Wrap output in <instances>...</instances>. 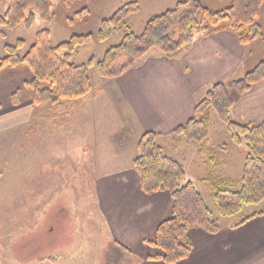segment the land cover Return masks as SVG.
Returning a JSON list of instances; mask_svg holds the SVG:
<instances>
[{
    "label": "rangeland",
    "instance_id": "374dc122",
    "mask_svg": "<svg viewBox=\"0 0 264 264\" xmlns=\"http://www.w3.org/2000/svg\"><path fill=\"white\" fill-rule=\"evenodd\" d=\"M178 1L72 0L70 7L57 2L55 20L51 24L35 20L31 29L21 26L16 30L0 25V61L8 55L6 46H14L18 40L26 41L21 54L26 53L36 33L42 29L51 31L55 46L69 41L73 35L98 33L103 21L113 18L127 4L136 2L139 12L122 21L119 33H113L105 43L81 47L72 59L77 65H87L91 59L98 62L110 48L122 42L127 30L140 35L153 16L174 8ZM201 1L213 10H221L231 0ZM5 10V2H0V17L4 16ZM260 24L262 38L243 50L236 46L226 48L219 38H215L218 40H207L205 49L196 47L187 62L186 58L169 61L161 52L152 51L134 68L112 80L101 78L93 67L89 74L96 98L66 103L55 111L49 107L47 94H42L44 102L36 103L37 89L26 86L33 78L27 68L2 72L0 118L11 114L17 106L22 107L20 114H28L25 118L17 115V119L21 118V126L0 132V264H138L143 256L159 253V250L143 245L141 237L154 238L157 226L171 217L173 201L169 195L168 216L160 220L159 214L158 218L152 216L139 227H128L126 223L128 245L119 244L109 229L108 217L120 220L121 224L130 219L127 204L131 203L134 179H138L133 166L137 142L147 132H160L166 152L171 155V139L178 128L173 130V126L185 120L179 115L181 98L175 99L170 91H166L174 90V83L170 82L174 77L171 71L186 64L205 71L207 92L217 84L241 80L264 60V6ZM201 37L205 35L200 34L197 43ZM238 51H241L239 54L243 51L244 61L236 53ZM126 62L121 59L116 64ZM182 88L184 93L189 92L185 86L178 90ZM201 88L198 84L189 87L195 93ZM29 105L32 107H27ZM33 107L40 112L37 114ZM190 115L192 118L193 114ZM213 119V125L218 124L214 131L224 133L217 143L236 147L229 140L227 127L216 117ZM9 120L7 122H15ZM192 151L193 154L188 151L185 156L188 161L194 159L193 155L195 159L198 157L197 151ZM243 151L246 154L245 146L231 156L235 159L234 165L244 159ZM194 163L186 165L187 178L205 196L213 218L225 232L231 220L218 216L208 188L200 183L210 173L200 168L197 160ZM236 172L232 174L238 176ZM237 174L241 176L242 171ZM141 194L149 201L156 203L158 200ZM106 206L108 210H105ZM117 221L114 224L118 227ZM189 234L195 250L191 264L197 263L199 257H205L204 263L199 264H207L205 244L209 233L194 227ZM122 244L132 247L134 253H126L123 248H128ZM258 249L261 253L253 255L251 263L247 264H264V238Z\"/></svg>",
    "mask_w": 264,
    "mask_h": 264
},
{
    "label": "trees",
    "instance_id": "16d2710c",
    "mask_svg": "<svg viewBox=\"0 0 264 264\" xmlns=\"http://www.w3.org/2000/svg\"><path fill=\"white\" fill-rule=\"evenodd\" d=\"M0 2L6 4L0 25L16 30L21 26L31 29L35 20L51 24L55 20V3L62 2L70 7L72 0ZM263 6L264 0H231L225 8L213 10L201 0H179L174 8L153 16L140 35L127 30L122 42L110 48L100 61L91 59L87 65L74 63L73 56L78 55L81 47L105 43L113 33L121 31L122 21L139 12L137 3L132 2L110 20L103 21L98 33L73 35L69 41L55 46L51 31L42 29L36 33L24 54L21 50L26 47L25 40L6 46L8 55L0 61V79L6 70L27 68L33 78L26 86L37 89L36 103L44 102L42 94H47L51 105L48 106L55 111L66 103L95 95L89 74V69L93 67L101 78L112 80L134 68L152 51L161 52L168 60L180 58L190 50L200 34L213 37L231 32L243 47L250 46L263 36L260 24ZM121 59H126V64L117 66ZM262 82L264 60L241 80L215 85L199 101L194 116L178 127L172 138V149H178L183 144L196 146L199 154H207L209 162H213L217 155L214 150H208L207 144L214 124L213 117H216L227 127L232 143L238 147L245 146L244 167L239 179L211 175L200 180L208 188L218 216L231 220L230 224L236 227L264 216V121L240 125L232 118L233 108L246 93ZM39 112L36 111L37 114ZM133 166L142 192L146 195L168 193L173 199L172 216L158 226L153 240L145 241L151 248L160 251L148 257L149 261L178 264L189 259L194 251L189 232L194 227H200L211 235L221 231L205 196L187 179L183 164L167 154L161 134L147 132L141 136ZM123 250L131 254L128 249Z\"/></svg>",
    "mask_w": 264,
    "mask_h": 264
},
{
    "label": "crops",
    "instance_id": "0c3cea01",
    "mask_svg": "<svg viewBox=\"0 0 264 264\" xmlns=\"http://www.w3.org/2000/svg\"><path fill=\"white\" fill-rule=\"evenodd\" d=\"M201 35L204 36V34H201ZM198 36H196L193 44L191 45L190 50L187 53L183 54L178 59L169 60V61L182 60L186 58L185 62H187V60L194 54L196 47H198L201 50L205 49L207 46L206 44L207 40L208 41L218 40L215 38H219V40L225 45L226 48L233 49L234 46H236L240 50H243L244 48L239 43L237 36L231 32H223L213 37L212 36L207 37L205 35V37H201V39L198 40L199 43H197L196 40ZM239 52L241 51H238L236 53H238L242 61H244L243 56H242L243 51L241 54H239ZM171 74L174 76L172 79H170V82L174 83V90L172 91V89H170L166 91H170L172 96L175 99H177V97L181 98L182 101L178 107L182 109L181 111H179V115L185 117L184 118L185 120L183 122H178V124L173 126V130H175L177 127H180L182 123L186 124L191 119L190 118L191 113L194 116L195 108L197 107L199 101L207 93V88H206L207 74L205 71L202 72L201 70L193 69V66L191 64H186L182 68L173 69L171 71ZM196 84H198L200 87L202 86L203 88L199 89V91L195 93L194 91H191L189 87L192 85H196ZM181 86H185V88L187 87L188 89L186 91H189V92L184 93L183 88H182L183 90L181 91L178 90V88H180ZM91 97L94 99L96 98L95 95ZM27 107L31 108L32 105H29ZM19 108H22V107L17 106L16 108H13L11 114L0 118V132L7 130L8 128H15V127H19L22 125L19 120L22 117L25 118L28 113L20 114L19 111H21V109ZM32 110L35 111L34 107ZM17 115L20 116L21 118L19 117V119H17ZM156 118H158V115H156ZM232 118L236 123L240 125H246L249 123L258 124L264 121V82L254 86L248 93H246L243 96L240 102L233 108ZM8 119H10L9 121H15V122H7ZM165 119L166 121L169 120L167 117H165ZM162 123H165V122L162 120ZM217 128H218V124L213 125L209 143L207 144L208 150H214L217 155V159H215L213 162H209L207 154H203V155L199 154L196 146H188L186 144H183L178 149H175V150L172 148L170 149L169 147V151L172 153L171 154L172 157L177 159L185 167L186 175H187V168H186L187 163L193 164L197 160L200 163L199 164L200 168H202L203 170L205 169L206 173L207 172L208 174L210 173L209 176L213 174L217 176L216 173L218 172L220 173L218 177H222V178L239 179V177H241L239 176V174H237V172L239 173L243 171L244 160H245L246 154L243 151L244 159L243 158L239 159V161H237L236 164L234 165L232 161L235 159H232L231 156H233L234 154H237L238 149L240 148L242 149V147H238V146L234 147L231 145H227L228 146L227 147L225 145H221L217 143L218 140L222 139V134L224 136V133L222 132L219 133V132L214 131ZM158 134H161L163 136V134L160 132H158ZM229 140H231V137L229 138ZM192 150L197 151L198 155L197 154L196 155L198 157L195 159V156L193 155L192 157L194 159H192L191 161H188L185 158V156L188 154V151L192 153L193 152ZM117 155H118L117 152L114 151V156H117ZM238 157L240 158L239 154H238ZM195 164L196 163H194L193 165ZM234 171H237L236 175H238L239 177L234 176V174H232V172ZM132 177L134 178L135 175L133 174ZM138 179H139V176H138ZM138 179L136 177L134 179V184L132 185L131 191H130L131 203L130 205L127 204V206L130 207V212H131V214L129 215L130 219H127L126 222H123L121 224L120 220L117 221V220H114L108 217L109 229L111 231V235L115 239H117L116 241L119 244L123 243L125 245H128L127 243H129V239L127 238V234H126L127 224H128V227L129 226L139 227L142 223H144L145 221H148L152 216L158 218L157 216L159 214L158 219L160 220V219H163V217L168 216L170 213L171 206H170L169 198L167 197V195L170 196V194L166 193V195H163L162 193H159L155 195H148L150 198L158 199L156 200V203L155 201H149L147 198L141 196L142 195L141 193H144V192H142L141 190L140 180L138 181ZM57 191L58 190L56 189L55 193H57ZM50 194H53V193H50ZM50 198L52 199V196ZM163 204L165 205L164 207L162 206ZM82 207H86V206L83 205ZM104 207L105 205H103V209ZM108 209L109 207L106 206L105 210H108ZM172 210H173V206H172ZM111 220H113V222ZM116 221L118 222V227L114 224ZM230 223L231 222L228 223L227 230L225 231L226 233L221 230L216 235L207 234V244H205V247L207 246V264H247V262L251 263L250 259L253 258V255L255 254L259 255L261 253L258 247H259L261 239L264 238V216L257 217L240 227H236L235 225L233 226V224H230ZM260 225L262 226L259 228ZM224 233L225 235H222ZM189 237H190V234H189ZM154 238L153 237L152 238L141 237V241L143 242V245L144 244L147 245L145 241L153 240ZM123 244L122 246H124ZM213 245L215 246L214 248L212 247ZM193 246H194V243H193ZM124 247L128 248L127 246H124ZM128 250L131 251V253H134V250L132 247H129ZM205 250L206 249L203 250V253L205 252ZM194 254H195V250L193 251V254L190 256L189 259L183 262H180L178 264H191L190 261L192 257L194 256ZM211 254L212 256L209 259L208 256ZM214 254H216V256H214ZM150 256H154V255L143 256L142 258H140V261L138 264H146V262L149 264H163L161 262L149 261L148 257ZM198 259L199 260L197 263L193 262L192 264H199L203 262L205 260V257H199Z\"/></svg>",
    "mask_w": 264,
    "mask_h": 264
}]
</instances>
